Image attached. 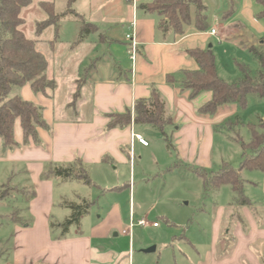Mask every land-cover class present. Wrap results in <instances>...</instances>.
<instances>
[{
	"label": "crops",
	"instance_id": "0c3cea01",
	"mask_svg": "<svg viewBox=\"0 0 264 264\" xmlns=\"http://www.w3.org/2000/svg\"><path fill=\"white\" fill-rule=\"evenodd\" d=\"M151 1L100 0L97 12L80 10L81 18L87 20L83 24L91 23L98 31L108 29L110 37L105 39L102 34L97 40L84 38L67 46L64 53H59L53 42L61 25L47 27L54 26L56 32L49 39L48 49L40 46V37L47 28L37 35L35 26V37L26 36L38 40L37 49L48 61L46 74L56 87L43 93L26 84L11 92V96L18 95L40 106L47 123L46 127H38L37 143L32 139L25 142L20 119L14 125V147L5 148L0 138V186L16 193L15 209L9 217L13 226L11 264H264V172L259 170L240 173L250 204H238L231 186L223 185L213 191V214L204 208L201 211L209 214V219L189 221L181 228L183 233L174 234L161 247L157 244L154 250L145 251L153 243H138L135 230L142 226H135L132 235L123 232L128 230L132 217L138 220L149 216L145 209L148 201L135 196L137 180H146L144 170L137 173L135 166L150 160L147 151L153 140L148 136L156 128L134 123L136 101L149 98L157 89L173 118L165 131L171 149L177 152L178 165L189 163L204 170L215 166L212 154L216 128L238 105L219 106L213 114L200 112L212 93L205 91L191 97V91L183 87V72L199 69L188 50L212 48L209 42L216 35L211 33L209 22L206 30L196 27L194 11L183 34L163 32L157 26L159 16L141 7ZM95 2L86 0L88 4ZM235 10L264 33L263 20L256 18L259 7L255 0H240ZM118 28L125 30L124 46L115 37ZM128 34H134L137 41L134 58ZM98 43L103 47L102 55L87 64ZM82 47L78 54L76 51ZM127 110L132 115L130 124L110 125L114 114ZM138 136L148 145L142 144ZM54 166H73L77 171L81 167L98 186L55 177L49 173ZM70 183L84 186L77 190L70 188ZM86 187L93 188L96 197ZM223 189L229 190H224L226 199L220 201ZM84 200L92 202L90 212L79 225L63 233L62 223L72 213L65 203ZM169 225L167 231L173 226Z\"/></svg>",
	"mask_w": 264,
	"mask_h": 264
},
{
	"label": "trees",
	"instance_id": "16d2710c",
	"mask_svg": "<svg viewBox=\"0 0 264 264\" xmlns=\"http://www.w3.org/2000/svg\"><path fill=\"white\" fill-rule=\"evenodd\" d=\"M33 0H0V138L5 148L16 145L14 138V125L20 119L25 142L32 139L39 141L38 127H46L42 108L31 101L24 100L18 95L11 96L14 88L30 84L35 92H46L55 89L56 83L49 79L46 70L47 58L37 49L38 40L27 38L20 29L24 23L21 17L22 9L29 6ZM76 0H66L67 9L62 13L55 12L54 1H43L40 6L47 12V19L36 23V34L50 25H57L61 18L68 14L82 16L73 9ZM231 1V8L225 15L229 17L235 11V0ZM259 11L256 14L258 20L264 21V0H255ZM147 13L158 15V29L163 32L172 30L176 34H183L185 26L192 21V12H195V25L199 30H206L208 23V6L203 0H152L141 4ZM96 29L91 23H84L81 28L80 38ZM58 34V33H57ZM56 34L53 42L57 40ZM251 51L258 57L261 63L259 80L256 83L248 73L245 65H240L244 71V77L239 82L229 83L222 79L217 70L216 57L212 48L205 50L190 49L188 54L193 57L199 69L184 71L183 87L191 91V97L210 91L212 98L201 108V113L213 114L219 106L237 103L241 107L247 104L246 95L249 92H257L264 96V53L255 47ZM79 91L75 94V101ZM134 123L148 124L155 127L164 136L169 148L172 147L170 138L165 129L173 124V118L168 113L167 105L157 89H153L147 99L136 101L134 107ZM132 122L131 111L122 114H114L111 126L128 125ZM251 139L244 142L237 138L242 148V159L238 169L224 162L217 171L196 169L197 175L202 178L205 189L217 190L223 185H230L236 193L237 203L240 205L250 204V200L244 193L245 181L241 178L240 171L243 169L259 170L264 172V120L259 124H250ZM49 173L63 179L73 178L81 180L88 185L98 186L91 181L86 171L80 167L77 171L73 166H54ZM92 202L82 201L66 202L65 207L71 210V215L62 223L63 233H66L72 225H79L81 219L90 212Z\"/></svg>",
	"mask_w": 264,
	"mask_h": 264
},
{
	"label": "rangeland",
	"instance_id": "374dc122",
	"mask_svg": "<svg viewBox=\"0 0 264 264\" xmlns=\"http://www.w3.org/2000/svg\"><path fill=\"white\" fill-rule=\"evenodd\" d=\"M39 1L42 0H33L29 6L22 9L21 17L25 22L20 28L26 36L29 35L31 38L35 37L36 23L43 17L48 16L47 12L40 6ZM49 1L55 2L56 13H62L67 9L66 0ZM99 1L96 0L94 4H88L86 0H79L73 4V9L76 13H80V10H94L97 12V8L102 5ZM235 1L237 2V4L235 3V9H237L240 0ZM204 2L208 6L210 26L217 28L219 31V35L211 38L209 42L216 57L219 76L229 83L239 82L244 77V71L240 68V65H245L252 82H258L262 67L258 57L251 51V47H255L264 53V33L261 34L249 17L241 15L239 11L236 12L235 10L229 17L224 18L231 8L230 0H204ZM102 10L104 9L102 8L100 11ZM84 20L85 18H79L75 14H68L61 18L57 25H61V27L57 34V41H55L59 53H64L71 44L78 42L81 33L80 26L87 21ZM116 30L115 37L122 42L118 44L124 46V43L127 42L125 30L119 28ZM107 31L108 29L104 28L102 31L94 30L89 32L85 38L97 40L104 34L105 36H103L106 39V36L110 37ZM54 32V26L43 31L40 37L42 39L41 47L47 48L49 39L53 38ZM98 44H96L97 49L92 52L94 57L92 56V59L89 57V60L85 61L87 64H91L90 60L94 62L98 55H102L101 49L103 47ZM108 44L110 45L109 41ZM84 48H79L76 52L80 54ZM47 53H49L48 50ZM84 58L85 55L81 60ZM246 100L245 107L237 105L235 111L227 117L226 121L216 128L212 154L213 165L215 166H213V169L210 168L211 170L217 171L224 162L238 169L242 159V148L237 138L240 137L244 142H249L251 139L250 124L257 125L264 120V96L257 92H249L246 95ZM153 130L154 133H150V136H148L153 140L147 151L150 160L146 164L143 163L144 165H139L137 162L135 166L137 173L139 169L144 170L146 179L145 181L137 180L135 196L136 199L145 198L148 201L145 209H148L149 216L147 219L151 222V225L146 228H137L135 237L138 243L141 240L144 243H153L151 247L157 244L161 247L164 242L171 241L170 239L174 234L183 233L181 228L186 227L189 221L209 219V214H204L201 211L204 208L213 214L216 195L213 194V190L207 191L205 189L203 180L196 174V168L193 164L178 165L176 150L168 148L164 141L160 139L159 131L157 129ZM153 154L155 159H152ZM249 171L243 169L240 173L243 174V172ZM78 184L80 183H70L68 186L77 188V190L79 187L84 186L82 185L84 183L80 186ZM88 190L95 192L94 196L96 197V191L93 188H88ZM224 190L229 189L221 191L223 194L220 201L226 199L227 193ZM141 191L144 192L140 193ZM6 192H9V195H2ZM15 195L16 193H13L10 187L0 186V264H11L13 258V226L9 217L15 209ZM155 222L159 226L158 228L154 227L153 223ZM169 223L173 226H171L170 231H167L168 226H170ZM175 226H178L179 229H175Z\"/></svg>",
	"mask_w": 264,
	"mask_h": 264
},
{
	"label": "built area",
	"instance_id": "2783aa9c",
	"mask_svg": "<svg viewBox=\"0 0 264 264\" xmlns=\"http://www.w3.org/2000/svg\"><path fill=\"white\" fill-rule=\"evenodd\" d=\"M211 33L214 34V35H219V31H218L217 28H212ZM127 39H129L131 41V50H132V53H133L132 57L134 58V56L136 54V48H137L136 38L134 37V34H132V35L128 34L127 35ZM138 139H139V141L142 144L148 145V141L145 140L143 137L138 136ZM150 224H151L150 221L146 217L140 218L138 220H134V218L132 217L131 220H130V224H129L128 230H124L123 232L132 235V229L135 226L138 225V226L146 227V226H149ZM153 225L157 226V223L155 222V223H153Z\"/></svg>",
	"mask_w": 264,
	"mask_h": 264
},
{
	"label": "water",
	"instance_id": "95a60500",
	"mask_svg": "<svg viewBox=\"0 0 264 264\" xmlns=\"http://www.w3.org/2000/svg\"><path fill=\"white\" fill-rule=\"evenodd\" d=\"M155 248L154 247H151V248H148V249H145L146 252H149V251H152L154 250Z\"/></svg>",
	"mask_w": 264,
	"mask_h": 264
}]
</instances>
